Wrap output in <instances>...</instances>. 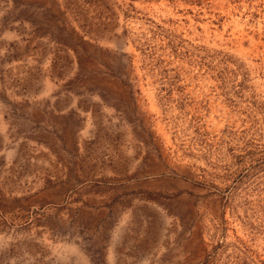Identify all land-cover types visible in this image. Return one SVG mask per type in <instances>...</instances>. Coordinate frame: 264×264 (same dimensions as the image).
Wrapping results in <instances>:
<instances>
[{
	"label": "rangeland",
	"instance_id": "1",
	"mask_svg": "<svg viewBox=\"0 0 264 264\" xmlns=\"http://www.w3.org/2000/svg\"><path fill=\"white\" fill-rule=\"evenodd\" d=\"M0 264H264V0H0Z\"/></svg>",
	"mask_w": 264,
	"mask_h": 264
}]
</instances>
